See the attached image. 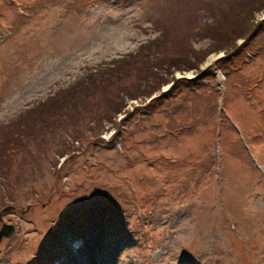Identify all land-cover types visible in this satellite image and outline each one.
Masks as SVG:
<instances>
[{"label":"rangeland","instance_id":"obj_1","mask_svg":"<svg viewBox=\"0 0 264 264\" xmlns=\"http://www.w3.org/2000/svg\"><path fill=\"white\" fill-rule=\"evenodd\" d=\"M249 1L0 0V144L28 123L0 152V264H92L90 248L98 264H264V1Z\"/></svg>","mask_w":264,"mask_h":264},{"label":"trees","instance_id":"obj_2","mask_svg":"<svg viewBox=\"0 0 264 264\" xmlns=\"http://www.w3.org/2000/svg\"><path fill=\"white\" fill-rule=\"evenodd\" d=\"M198 3H197V7L199 6V3H200V0H197ZM256 1V0H255ZM254 2H248V6L251 7V13L255 12V11H258L259 8L262 7V5H259L257 7H252L253 4L255 3ZM260 3H262V0H259ZM258 1V2H259ZM264 1V0H263ZM214 3H215V0H214ZM191 6H194L193 4L190 3ZM264 7V6H263ZM250 10V8H249ZM247 13V9H245V11L243 12V14ZM233 13L232 12H229V15H232ZM173 27V26H172ZM239 32H232L231 33V36L230 37V41L228 42L227 46H224L226 52L228 53L227 56H230L229 54V51L232 49V48H235V41H234V37H237L238 35H241V34H238ZM242 36H244V34L242 33ZM254 39V38H253ZM253 44V45H252ZM254 45L255 43H251V44H246L245 46H243L241 48V52L244 53V51H253L254 50ZM179 53V52H178ZM233 54V53H232ZM235 61L233 60V63ZM228 78V77H227ZM251 80L249 79V82ZM247 83V82H246ZM240 87L244 89V92L246 93L247 97L246 98H250V94H251V89L246 88L244 87L243 84H240ZM82 94H89L88 92H86L85 90L82 92ZM221 94V93H220ZM221 96L223 97V93L221 94ZM55 98V97H54ZM78 97H73L71 98L69 101L66 100V98L63 100L60 99V97H57L56 99H54V101H56L58 103V106L56 108H54V114L53 115H57L55 116L54 120H59L61 117L60 115L63 114V110H61V108H65L66 111H71L72 112V109H73V104L76 102ZM53 99V98H52ZM78 101V100H77ZM190 101V99H189ZM72 104V105H71ZM198 104V103H196ZM40 105V104H39ZM98 105V104H97ZM95 106V105H94ZM67 107V108H66ZM62 111V113H60ZM60 114V115H59ZM176 115H179V112L176 113ZM20 118V117H19ZM28 123H20L19 126H20V129L18 130H14L12 134H10V136L8 137V139H5V143H6V146H5V143H2L0 144V152L1 150L3 149L4 151V154L5 156L7 155L8 156V153L11 151L12 153L15 152L17 149H23L24 145H22L26 139L24 138L27 134L25 133V127ZM7 141V142H6ZM6 147V150L5 148ZM9 169V167H8Z\"/></svg>","mask_w":264,"mask_h":264},{"label":"bare ground","instance_id":"obj_3","mask_svg":"<svg viewBox=\"0 0 264 264\" xmlns=\"http://www.w3.org/2000/svg\"><path fill=\"white\" fill-rule=\"evenodd\" d=\"M225 195V194H224ZM223 194H221V195H219V196H217V198H218V200H217V205L219 206L220 204H222V206H223V201H224V199H225V196H227V194L224 196ZM228 197H229V195H228ZM233 197V196H232ZM239 235H241V236H243V237H245L246 238V236H245V234L242 232L241 234H239ZM70 241V240H69ZM95 243H98V241L96 240V241H94ZM99 244V243H98ZM69 245V244H68ZM80 247H79V245H76V247H73V246H71L70 247V249H71V251H72V253L74 254V253H76L78 250L77 249H79ZM95 248H90L87 252H85V253H82V255H84L85 257H86V259L88 260V262H90V263H99L98 262V260H97V254H96V252H95V250H94ZM77 250V251H76ZM109 251L110 252H112V250H111V247H110V249H109ZM73 261V260H72ZM74 261H77V260H74ZM60 262H61V260H60ZM60 262H59V264H60ZM73 264H75V263H73Z\"/></svg>","mask_w":264,"mask_h":264},{"label":"water","instance_id":"obj_4","mask_svg":"<svg viewBox=\"0 0 264 264\" xmlns=\"http://www.w3.org/2000/svg\"><path fill=\"white\" fill-rule=\"evenodd\" d=\"M9 208H6L5 211H8ZM13 233V227L11 226H4L1 230H0V239L5 236L8 237Z\"/></svg>","mask_w":264,"mask_h":264}]
</instances>
